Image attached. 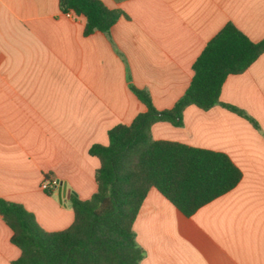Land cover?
I'll use <instances>...</instances> for the list:
<instances>
[{"label": "crops", "instance_id": "crops-1", "mask_svg": "<svg viewBox=\"0 0 264 264\" xmlns=\"http://www.w3.org/2000/svg\"><path fill=\"white\" fill-rule=\"evenodd\" d=\"M101 1L125 15L107 34L84 35L85 18L62 13L59 0H0V197L22 204L46 231L74 220L70 197L59 200L61 182L82 200L97 190L90 147L146 111L130 83L157 110L171 109L225 24L264 39V0ZM220 100L259 128L220 105H190L182 126L158 122L152 136L224 152L242 179L191 216L150 189L134 223L142 264H264V53L227 77ZM11 236L0 216V264L21 255Z\"/></svg>", "mask_w": 264, "mask_h": 264}, {"label": "trees", "instance_id": "trees-1", "mask_svg": "<svg viewBox=\"0 0 264 264\" xmlns=\"http://www.w3.org/2000/svg\"><path fill=\"white\" fill-rule=\"evenodd\" d=\"M59 6L64 14L85 18L84 35L107 34L125 15L101 0H59ZM263 53L264 39L252 41L228 22L194 61L191 82L173 108L157 110L150 93L130 83L146 111L109 129L108 144L90 147L89 154L99 161L97 190L87 200L70 195L74 220L68 228L46 231L22 204L0 197V216L12 230L11 242L21 250L12 264H142L144 250L134 223L150 189L191 216L236 187L242 172L226 153L156 140L152 126L169 122L180 127L186 107L208 110L220 105L259 128L244 110L223 103L220 93L229 75L245 72Z\"/></svg>", "mask_w": 264, "mask_h": 264}, {"label": "water", "instance_id": "water-1", "mask_svg": "<svg viewBox=\"0 0 264 264\" xmlns=\"http://www.w3.org/2000/svg\"><path fill=\"white\" fill-rule=\"evenodd\" d=\"M70 193L71 191L67 188L66 184L64 182H61L58 189L59 200H62L65 197H70Z\"/></svg>", "mask_w": 264, "mask_h": 264}, {"label": "built area", "instance_id": "built-area-1", "mask_svg": "<svg viewBox=\"0 0 264 264\" xmlns=\"http://www.w3.org/2000/svg\"><path fill=\"white\" fill-rule=\"evenodd\" d=\"M72 15V14H71ZM51 181L50 180H45L44 182H43V184H42V187L44 188V189H47V188H49V186L51 185ZM56 184H58L57 182H56Z\"/></svg>", "mask_w": 264, "mask_h": 264}]
</instances>
